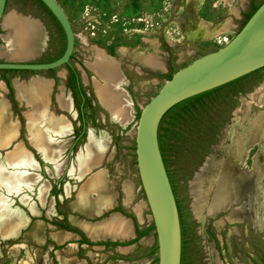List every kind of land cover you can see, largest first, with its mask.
Returning a JSON list of instances; mask_svg holds the SVG:
<instances>
[{
  "label": "rangeland",
  "instance_id": "obj_1",
  "mask_svg": "<svg viewBox=\"0 0 264 264\" xmlns=\"http://www.w3.org/2000/svg\"><path fill=\"white\" fill-rule=\"evenodd\" d=\"M55 1L74 33L69 64L46 72L0 71V83L4 82L7 88L6 93L0 89V99L4 97L9 104L0 102V109L15 128L13 135L0 138V264H158L155 230L135 158V133L141 109L178 70L219 49L217 37L227 34L231 40L264 0ZM11 12L36 21L44 36L43 47L34 57L14 62L45 63L60 56L65 47L63 31L37 0H7L4 16ZM2 20L0 47L9 50L10 42L3 40L6 30ZM202 28L211 30V34L200 38ZM107 58L117 67V89L128 95L129 116L124 125L113 121L96 96V88H103L104 80L92 67ZM0 62L11 61L1 57ZM159 64L163 67L158 69ZM70 68L75 70L79 84L75 94L67 86ZM37 76L54 82L49 106L52 113L41 122L27 119L30 107L18 101L13 87L14 80L25 83ZM263 83L264 68L177 107L161 126L162 156L181 224L182 264H264V180L242 176L234 184L237 197L225 204L214 205L207 198L201 199L200 189L198 199L193 190L195 184L199 186L204 181L206 173L224 180L231 179L237 168L242 170L238 166L217 173L207 169L206 162L222 152L225 142L231 143L232 132L242 133L244 125L236 111ZM61 87L64 95L71 97V111L58 106ZM61 115L72 127L65 136L48 131L54 156L59 154L54 157L55 163L62 169L56 174L52 162L43 158L35 139L31 140L28 127L35 124L38 129H45L47 121ZM90 129L97 137L103 132L110 136L108 153L94 171L104 169L116 206L101 215L92 210L95 193L82 195V204L76 199L83 186L78 153L87 142ZM253 147L250 155L244 151L240 158H251L259 146ZM17 150L30 154L33 164L21 157L10 159V152ZM31 175L35 177L26 185V177ZM46 181L49 189L42 204L40 189ZM66 185L70 188L69 196L65 195ZM144 203L143 221L139 222L133 207ZM196 207L201 208L199 213L195 212ZM32 208L39 214H33ZM253 209L263 220V228L258 230ZM114 213L133 221L136 238L126 242H93L78 227L81 221L96 223ZM38 221L44 224L43 243L29 235ZM57 230L71 232L75 237L57 245L50 237ZM139 234L142 239H138ZM119 246L131 249L123 254Z\"/></svg>",
  "mask_w": 264,
  "mask_h": 264
},
{
  "label": "water",
  "instance_id": "obj_2",
  "mask_svg": "<svg viewBox=\"0 0 264 264\" xmlns=\"http://www.w3.org/2000/svg\"><path fill=\"white\" fill-rule=\"evenodd\" d=\"M59 23L63 54L51 62H0V71L46 72L67 66L75 39L71 24L55 0H39ZM6 0H0V20ZM264 67V2L224 46L207 53L167 80L141 109L135 133V158L141 188L155 230L158 264H181L182 233L178 207L158 142L165 113L178 103L221 87Z\"/></svg>",
  "mask_w": 264,
  "mask_h": 264
},
{
  "label": "crops",
  "instance_id": "obj_3",
  "mask_svg": "<svg viewBox=\"0 0 264 264\" xmlns=\"http://www.w3.org/2000/svg\"><path fill=\"white\" fill-rule=\"evenodd\" d=\"M3 40L4 42L7 41L6 35H3ZM9 51L10 49L6 50L0 47V53H2L0 55V58L2 57L8 61H13V62L26 60V59L11 58L8 54ZM32 80L30 79L28 82H25V83H19L17 82V80H14L13 87L15 89L17 99L20 103H25L26 105L30 107L29 112H26V117L28 120H31V116H32L31 114H33L37 110L40 97H44L46 101V104L44 106L45 112L41 115V118L38 120L40 122L48 120L49 114L52 113L51 108L49 106H50L54 82L50 79L43 78L40 76L33 77ZM36 82H39L45 85L44 91L38 92L36 88H33L31 86L32 84ZM0 89L4 93H6L7 88L4 82L0 83ZM102 90H103L102 88H99V87L96 88V96L101 106L103 104L101 103L99 94L102 92ZM59 96L60 97L62 96L63 99L68 100L69 108L65 109V108L60 107V104L58 101ZM248 97H249V101L243 102L244 103L243 107L236 111L238 116L240 115L239 116L240 121L243 123V125L245 124L246 125L244 126L242 133H239V132L234 133L231 131L232 132L231 142L233 138H236L235 139L236 142L234 143L235 148L233 147L234 151L239 152L240 154H242L245 151L246 153H248V155H250V153L255 150V147L253 146H255L256 144H258V146L260 145L258 147V150L252 154L251 158L249 157L247 159H245V157L243 159L239 158L238 166L241 167L245 175L253 176L257 179L264 180V121H263L264 120L263 118L264 117V108H263L264 107V83L261 84L258 88H256V90H254V92H252V94H250ZM31 99L34 100V103H32L33 101ZM0 102L4 104L7 103L4 97L0 99ZM57 102H58V106L60 109L67 111V112L72 110L71 97L64 95L63 87H61V93L57 96ZM6 106H9V104L7 103ZM102 108L105 111H107V113L111 116V113L104 106H102ZM46 112H48V114H46ZM61 116L64 117V126L60 130L58 131L51 130L49 128L51 126V121L46 122L47 128L38 129L40 131V134L41 135L43 134L42 136L48 137L44 139L46 142V144H44L45 145L44 148L42 149L39 148V151L42 152V156L46 161L52 162V164L55 167L56 174H60L62 169L58 164L55 163L56 161L54 159L58 157L59 154L54 156L53 150L55 148L51 146L49 143L51 139L49 138L48 131H50L54 135L65 136L68 133H70L71 127H72L70 121L64 115H61ZM61 116H55V118L59 119ZM111 118L113 119L114 122L122 124V125H124L126 122L125 121L121 123L120 121H117L116 119H114L112 116ZM31 132H32L31 127H28L29 136ZM109 145H110V136L108 133L103 132L99 137H97L94 130L90 129L87 135V142L82 147L80 153H78V173H79V177H83V182H82L83 186L81 187V191L77 193L76 199L79 200L80 203L82 204L83 199H84L82 195L95 193L96 197L95 199H93L92 210H93V213L97 215H101L105 211L111 210L116 206L115 194L111 192L110 185L108 183V180L105 177L104 169L94 171L95 168L100 167L103 159L105 158V155L108 153ZM226 145L227 144L225 142L223 144V147L225 148ZM251 146L253 147L252 149H251ZM209 160L206 162V164L209 163ZM249 164H251L250 168L246 172L245 170L248 168ZM225 181L229 183L231 182V179L229 178V179H226ZM202 188H203L201 192L202 194L203 193L209 194V192L217 191L218 195H221V196L222 194L223 196H225V194H228L229 196L233 195L230 192V188L224 189V187L223 186L220 187L219 184L216 185L215 187L213 183H211V180L209 179L206 180ZM48 189H49V183L46 181L40 189V201L42 204L45 202ZM130 193H131V189H128L127 194L130 195ZM69 194H70V188L68 185H66L65 195L69 196ZM92 197L94 198V196ZM234 198L236 197L234 196ZM127 204H129V200ZM143 208H145V203L143 205H136L133 207V212L139 222L143 221ZM31 212L33 214H39L33 208L31 209ZM200 218L202 219L204 217L201 216ZM25 219L28 223L29 218L25 216ZM254 225H255V220H254ZM78 227L93 242L131 241L134 238H136V233H137V230L135 228L133 221L119 213H114L109 218L96 222V223L81 221L79 222ZM34 229L35 230L39 229L40 231V236L38 238L37 237L35 238L34 236H32V232L34 231ZM256 229L258 230L257 227ZM43 230H44V224L41 221H38L32 227L31 232H29V235L31 236V238H33L37 242L43 243L44 242ZM259 231H261V229ZM50 237L57 245H63L64 243L70 240H73L75 235L72 234L71 232L57 230V231H53L52 233H50ZM138 237H140L138 239H142L143 236H140L139 234ZM130 249L131 247L129 246H119L118 247V250L123 254H126Z\"/></svg>",
  "mask_w": 264,
  "mask_h": 264
},
{
  "label": "bare ground",
  "instance_id": "obj_4",
  "mask_svg": "<svg viewBox=\"0 0 264 264\" xmlns=\"http://www.w3.org/2000/svg\"><path fill=\"white\" fill-rule=\"evenodd\" d=\"M2 25H3V29L6 30V40L9 41L10 45H11V47H10L11 49H10V51L8 53L11 58H14V59H29L31 57H34V55H36L42 49L44 36H43V32H42L40 26L36 23V21L30 20V19H26V18H22L19 15H17L15 12H11L9 14H6L3 17ZM202 30H203V33H202V37H200V38H203V37L208 36V35L211 34L210 33L211 30L206 31L204 28H202ZM1 54L2 53H0V55ZM107 59L108 60H100L92 68L94 69V71H96L98 76L101 77L104 80V86L102 85L103 86V88H102L103 90H102V92L100 91L101 93L99 94L101 103L103 104L102 106H104L111 113V116L114 119H116L117 121H120L121 123H123L126 120H128V116H129L128 115L129 114V108L127 107L128 95L125 92L117 89L116 86L119 83L118 82L119 77L115 76V73L117 71V67H116V64L114 63L113 60H111L109 58H107ZM157 67L159 69V68H162L163 65L159 64ZM31 86L33 88H36V90L38 92H42L45 89V85H43V84H41L39 82H36V83L32 84ZM32 101H33L32 103H34V100H32ZM58 101H59L60 107L65 108V109L69 108L68 100L63 99L62 96L61 97L59 96ZM45 104H46V101H45L44 97H40V101H39V105H38L37 110L33 114H31L32 115L31 116V120H38V119L41 118V115L45 112V108H44ZM63 126H64V117L61 116L59 119H57V118L52 119L51 120V126L49 128L51 130H53V131H58ZM31 131H32L30 133L31 140L33 141V139H35V142L37 143L36 146L38 148H41V149L44 148V146H45L44 145L45 144L44 141L45 140L43 139V136H40L41 135L40 131L38 130V128L36 127L35 124L32 125ZM14 133H15V128L12 127L8 123V120H7V117H6L5 113H4V111L2 109H0V138L2 136L3 137L4 136L10 137ZM251 135H253V134H251ZM235 139L236 138H233L232 142L227 144L226 147L223 148L222 152L219 151V154L217 156H215L214 158H211V160H209V163H208L209 167H207V169H212V171L220 173L221 171H224V170H227V169H231V168L234 169V168L238 167V159L241 157V154L239 152L234 151V149H233L234 143L236 142ZM242 142H240V143H242ZM16 157H21L22 159H24V161L28 162V164H30V165L33 164L32 157L30 156V154H28L25 151H21V150L18 151L17 150V151L10 152V155H9L10 159L13 160ZM242 176H245L243 170H240V169L237 168V172H235L232 175V177H231V182L227 183L225 181L226 179L223 180L221 178H218L217 175H216V177H214V176H211L210 173L209 174L206 173V175L203 177L204 181L202 183H200V185H199L200 188L196 184L193 187V190H194V193H195V197H197L198 189H200L201 192H202V190H203L202 187H203L204 183L206 182V180H208V179L211 180V183H213V185L215 187H216V185L219 184L220 187L223 186L224 189H229L230 188V192L235 197H237V194L235 193L236 191H235V188H234V184L236 182H239V180H240V178ZM34 177L32 175L30 177L27 176L26 177L27 180L25 181V184L28 185V183L29 184L32 183V180L34 179ZM195 186H197V187H195ZM233 195L229 196L228 194H225V196H223V194H222V196H221V195H218L217 191H213V192H209V194L208 193L207 194L203 193L200 196H201L202 199H206L207 198L209 200V202H212V203L214 202L215 203L214 205H217V204H221L222 202H223V204H225L226 201H229V200L234 198ZM196 202H197V199H196ZM263 202H264V200L262 201V203ZM79 203H80V201H79ZM216 207H218V206H216ZM200 210H201V208L196 207L195 212L199 213ZM251 211L253 212V213L252 212L251 213L254 215L255 226L257 228H263L262 227V221L263 220L259 218L258 212L255 209H253ZM32 236H34L35 238L36 237L38 238L40 236L39 229H36V230L34 229V231L32 232ZM14 248H17V247H14Z\"/></svg>",
  "mask_w": 264,
  "mask_h": 264
},
{
  "label": "trees",
  "instance_id": "obj_5",
  "mask_svg": "<svg viewBox=\"0 0 264 264\" xmlns=\"http://www.w3.org/2000/svg\"><path fill=\"white\" fill-rule=\"evenodd\" d=\"M48 12H49V14L53 17V15L50 13V11L41 3V1H39V0H37ZM54 18V17H53ZM250 18V17H249ZM248 18V19H249ZM55 19V18H54ZM55 21H56V19H55ZM57 22V21H56ZM246 23V22H245ZM57 24L59 25V23L57 22ZM59 27H60V25H59ZM61 28V27H60ZM64 49H65V47L63 48V50H62V52H61V54H60V56L63 54V52H64ZM59 56V57H60ZM58 57V58H59ZM264 68V67H263ZM262 69V68H261ZM260 70V69H259ZM256 71H258V70H256ZM256 71H254V72H256ZM70 72H72L73 73V75H75L76 76V72H75V70L74 69H72V68H70ZM254 72H252V73H254ZM252 73H250V74H252ZM250 74H248V75H250ZM248 75H245V76H248ZM245 76H243V77H245ZM243 77H241V78H243ZM171 78V77H170ZM241 78H239V79H241ZM239 79H236V80H234V81H232V82H235V81H237V80H239ZM232 82H230V83H232ZM230 83H227V84H225V85H228V84H230ZM225 85H223V86H225ZM222 87V86H221ZM218 88H220V87H218ZM218 88H216V89H218ZM216 89H213V90H210V91H207V92H205V93H202V94H199V95H196V96H194V97H191V98H189V99H186V100H184V101H182V102H180V103H178L177 105H175V106H173L171 109H169L166 113H165V115L163 116V118L161 119V121H160V124H159V128H158V142H159V147H160V151H161V145H160V140H161V135H160V131H161V126H162V124H163V122H164V120H165V118L169 115V114H171L177 107H179V106H181V105H183V104H185V103H187V102H189L190 100H192V99H196V98H199V97H202V96H204L205 94H208V93H210V92H212V91H214V90H216ZM161 154H162V151H161ZM162 158H163V156H162ZM163 162H164V159H163ZM181 264H182V257H181Z\"/></svg>",
  "mask_w": 264,
  "mask_h": 264
},
{
  "label": "flooded vegetation",
  "instance_id": "obj_6",
  "mask_svg": "<svg viewBox=\"0 0 264 264\" xmlns=\"http://www.w3.org/2000/svg\"><path fill=\"white\" fill-rule=\"evenodd\" d=\"M6 4H7V0H6ZM5 8H6V6H5ZM67 86H68V89H70L71 94H75L76 91H79V84H78L77 77L75 75H73L72 72H69V78L67 81Z\"/></svg>",
  "mask_w": 264,
  "mask_h": 264
},
{
  "label": "built area",
  "instance_id": "obj_7",
  "mask_svg": "<svg viewBox=\"0 0 264 264\" xmlns=\"http://www.w3.org/2000/svg\"><path fill=\"white\" fill-rule=\"evenodd\" d=\"M229 41L230 37L227 34H223L215 39V43L221 47L227 44Z\"/></svg>",
  "mask_w": 264,
  "mask_h": 264
}]
</instances>
